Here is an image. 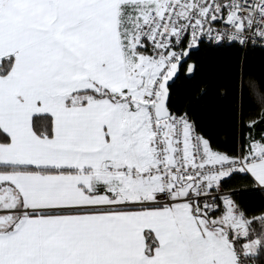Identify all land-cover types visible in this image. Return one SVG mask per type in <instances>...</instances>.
I'll return each instance as SVG.
<instances>
[{
    "label": "snow or ice",
    "instance_id": "obj_1",
    "mask_svg": "<svg viewBox=\"0 0 264 264\" xmlns=\"http://www.w3.org/2000/svg\"><path fill=\"white\" fill-rule=\"evenodd\" d=\"M257 54L264 0H0V264H264Z\"/></svg>",
    "mask_w": 264,
    "mask_h": 264
},
{
    "label": "trees",
    "instance_id": "obj_2",
    "mask_svg": "<svg viewBox=\"0 0 264 264\" xmlns=\"http://www.w3.org/2000/svg\"><path fill=\"white\" fill-rule=\"evenodd\" d=\"M200 58L206 65L226 64L228 62L229 54L221 52H203L200 54ZM251 67L255 71L256 77L259 81L261 76L264 75V62H262L259 54L255 56ZM237 87L243 88L244 85L238 83ZM240 199H242L243 202L252 209H256L260 207L262 203H264V197H261L260 194L254 192H248L247 194L241 196Z\"/></svg>",
    "mask_w": 264,
    "mask_h": 264
}]
</instances>
